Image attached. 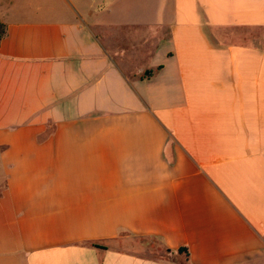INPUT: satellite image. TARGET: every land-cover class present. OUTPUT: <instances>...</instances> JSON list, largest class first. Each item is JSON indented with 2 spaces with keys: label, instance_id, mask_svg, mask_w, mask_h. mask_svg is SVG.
I'll return each instance as SVG.
<instances>
[{
  "label": "crops",
  "instance_id": "crops-1",
  "mask_svg": "<svg viewBox=\"0 0 264 264\" xmlns=\"http://www.w3.org/2000/svg\"><path fill=\"white\" fill-rule=\"evenodd\" d=\"M75 2L3 18L0 264H264V0ZM98 25L167 27L153 72Z\"/></svg>",
  "mask_w": 264,
  "mask_h": 264
},
{
  "label": "rangeland",
  "instance_id": "rangeland-1",
  "mask_svg": "<svg viewBox=\"0 0 264 264\" xmlns=\"http://www.w3.org/2000/svg\"><path fill=\"white\" fill-rule=\"evenodd\" d=\"M100 0L97 4L99 9L106 8L107 2ZM133 2L135 0H128ZM75 0H0V26H4L3 18L10 19L11 17L26 16L30 10L37 11L39 6H54L56 10L69 12L72 14V6L75 5ZM55 10V9H54ZM65 14V13H64ZM98 33L102 43L113 59L125 71H131L134 75H140L143 69L148 68L147 60L153 51L158 39L161 35L167 34V27L148 25L142 27L136 26H122L116 28L115 26L98 25ZM238 36L244 38L249 37L255 41L259 39L264 45V28L260 27L256 31L247 30V28H237L232 31ZM141 68V71H138ZM120 242H127L136 244L134 242H141L138 247L143 252L151 254H161L164 247L160 239L153 235H134V234H120L115 239Z\"/></svg>",
  "mask_w": 264,
  "mask_h": 264
},
{
  "label": "trees",
  "instance_id": "trees-1",
  "mask_svg": "<svg viewBox=\"0 0 264 264\" xmlns=\"http://www.w3.org/2000/svg\"><path fill=\"white\" fill-rule=\"evenodd\" d=\"M4 32H5V26H0V38H1V36L4 34ZM153 72V70L151 69V68H145V69H143V72H142V74H140L141 76H147V75H150L151 73ZM165 249V251L166 250H170L169 248H164ZM177 250L179 251V252H184V254H187V250H186V247H179V248H177Z\"/></svg>",
  "mask_w": 264,
  "mask_h": 264
}]
</instances>
